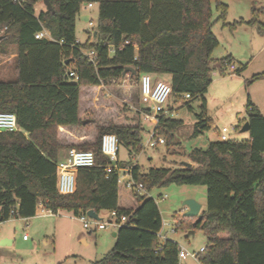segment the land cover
Returning <instances> with one entry per match:
<instances>
[{
    "label": "trees",
    "instance_id": "obj_1",
    "mask_svg": "<svg viewBox=\"0 0 264 264\" xmlns=\"http://www.w3.org/2000/svg\"><path fill=\"white\" fill-rule=\"evenodd\" d=\"M0 0V52L12 57L13 79L0 77V113L15 115L17 131L0 132V222L11 217L36 215L38 203L74 216L93 209L115 211L125 222L114 231L112 248L91 264H178L180 246L161 239L157 233L162 219L156 201L146 193L133 192L118 178L116 170L100 151L104 133H113L118 150L128 155L142 150V113L124 122L81 115L82 89L99 90L120 84L125 77L134 83L142 74H168L171 95L199 98L198 121L193 135L209 129L204 97L212 82L213 52L219 41L213 25L234 29L237 25L256 26L264 35L260 9L251 7L248 20L226 21L228 5L223 0ZM43 8L36 11V4ZM96 3V37L80 44L75 23L81 4ZM46 30L51 39L35 38ZM112 49V51H110ZM94 53V61L87 55ZM221 75L231 56L219 60ZM245 64H238L239 75ZM131 67L134 72H123ZM72 71L74 76H69ZM264 79V72L251 76L248 83ZM189 97L185 98L184 95ZM90 102H92L90 100ZM91 104V103H90ZM189 105L188 102L184 103ZM249 138L210 141L206 149L194 148L188 154L190 166L151 167L146 173L138 165L131 175L146 192L157 185H203L206 207L195 217L177 221L174 231L199 228L206 237L197 253L201 264H264V115L247 98ZM180 120L158 115V136H167ZM90 150L94 164L74 173L72 193L57 189L59 149ZM132 195L134 207H121L118 190Z\"/></svg>",
    "mask_w": 264,
    "mask_h": 264
},
{
    "label": "rangeland",
    "instance_id": "obj_2",
    "mask_svg": "<svg viewBox=\"0 0 264 264\" xmlns=\"http://www.w3.org/2000/svg\"><path fill=\"white\" fill-rule=\"evenodd\" d=\"M223 1L228 5L226 21L233 22L240 17L250 19L252 5L262 11L256 18L264 19V0ZM91 4V8H87V4H81L79 8L75 36L80 44L87 40L90 43L94 41L92 31L96 27L98 5ZM43 7L39 2L35 9L38 11ZM80 15L89 16L90 23L81 20ZM220 26L221 22H218L212 28L220 43L213 52L212 82L204 95L209 129L193 135L197 115L201 110L199 98L183 99L182 96L171 95L165 104L167 113L164 115L166 118L180 120L181 124L171 132L170 141L167 143V136L163 135L164 144L145 146V131L142 133L144 147L140 152L129 156L123 146L119 147L120 162L136 163L141 173H146L151 167H179L190 163L188 154L192 149H206L210 141L219 140V131L223 127L228 128L229 140L249 138V131H241L243 120L247 117V98L256 101L264 112V79L248 83L252 75L264 72V35L258 33L256 26L247 24L237 25L234 29L222 27V32ZM225 49L235 53L238 64L246 65L239 75L230 73L227 68L224 75L219 73V59ZM12 57L10 53L4 55L0 52V77L3 80L14 78ZM160 75L158 80L169 81L168 74ZM186 102L188 106L184 104ZM145 107L140 102L139 81L132 83L128 77L120 84L102 86L99 92L89 88L81 92V115L90 120L124 122L127 117L136 118V111ZM141 122L146 130L150 129V124L144 120ZM146 194L156 201L162 222L165 223L162 233L166 239L175 241L188 252H198L205 246L206 237L199 228L193 232L187 228L170 231L177 221L184 218L186 207L183 202L186 199H193L201 205L199 213L205 210V186L167 183L152 187ZM160 196L165 197L161 199ZM107 215L106 211H101L100 217L106 219ZM88 232L77 217L65 210H58L56 214L36 215L28 220L11 217L0 222V264H91V261L102 258L112 248L114 237L109 227ZM23 235H26L27 241L23 240ZM81 238H85V242ZM4 239L11 240V243L2 245ZM183 264L201 263L188 257Z\"/></svg>",
    "mask_w": 264,
    "mask_h": 264
},
{
    "label": "built area",
    "instance_id": "obj_3",
    "mask_svg": "<svg viewBox=\"0 0 264 264\" xmlns=\"http://www.w3.org/2000/svg\"><path fill=\"white\" fill-rule=\"evenodd\" d=\"M91 3L87 4V8H91ZM46 37L51 39L49 33L46 30L39 31L35 34V38ZM112 51V49H110ZM89 59L94 61V53L92 51L87 53ZM225 68L229 70L230 73L234 72L236 66L234 63H226ZM69 76H74L72 71L69 72ZM139 91H140V102L145 104L149 109V113H142V119L150 124L151 127L147 132V138L145 141V146L156 147L158 145L164 144V139L157 135L156 125L158 123V115H164L167 113L165 104L168 102L171 96V87L167 82L161 80H153L150 74H142L139 79ZM185 98L189 95L185 94ZM18 125L16 123L15 115L12 113L1 112L0 113V132L5 131H17ZM228 128L223 127L219 131V140L226 141ZM142 143V148H143ZM100 151L108 158L110 164L106 167L105 171L110 172L111 170H116L118 174L119 181L128 189L137 193H146L144 186L137 182L131 175L132 166L121 167L117 166L118 162V140L113 133H104L100 139ZM94 164V155L90 150H80L75 148H68L67 154L63 160L57 162L58 169V179H57V189L60 193L69 194L74 190V173L80 168H90ZM165 196H160L163 199ZM108 216L106 219H93L90 218L87 213H81L77 219L81 222L82 227L88 231L103 230L106 228L116 229L120 227L125 222V216H117L115 211L107 212ZM44 214H56L51 210L46 209L40 202L37 205L36 215ZM35 215V216H36ZM162 222L161 228L157 235L161 239H165V235L162 233V228L164 226ZM170 231H174L171 228ZM23 239H27L26 235H23ZM203 247L199 249L198 252L202 251ZM198 252H188L184 248L179 249L177 259L178 264H183V262L188 258L192 257L197 259ZM198 260V259H197Z\"/></svg>",
    "mask_w": 264,
    "mask_h": 264
},
{
    "label": "crops",
    "instance_id": "obj_4",
    "mask_svg": "<svg viewBox=\"0 0 264 264\" xmlns=\"http://www.w3.org/2000/svg\"><path fill=\"white\" fill-rule=\"evenodd\" d=\"M79 18L81 19V20H83L84 22H89L90 23V18H89V16H87V15H80L79 16ZM240 19H243V20H248V19H244L243 17H240ZM235 21V20H234ZM227 22H229V21H227ZM229 23H231V22H229ZM246 25V24H245ZM223 26H220V31L222 32V30H223V28H222ZM96 32V30H93L92 31V37H93V39H95V37H96V34H94ZM215 34V33H214ZM216 36V35H215ZM218 39V38H217ZM220 43V42H219ZM263 47H264V44H263ZM225 56H231V58L233 59V63H235V64H237L238 65V61H237V59H235V53L234 52H230V50L229 49H225L224 51H223V53H222V55H221V57H220V59L221 58H223V57H225ZM219 59V60H220ZM219 70H220V68H219ZM218 70V71H219ZM152 76V78H153V80H158L159 79V76H161L160 74H157V75H151ZM261 80V79H260ZM167 83L169 82V81H166ZM249 99V98H248ZM249 101L251 102V104H252V106H254V107H256L259 111H260V113L261 114H263L264 115V112L260 109V105H258V103H256V101L255 102H253V101H251L250 99H249ZM67 150L68 149H66V148H63V147H61L60 149H59V161L60 160H63L64 158H65V156H66V154H67ZM192 164V163H191ZM118 203H119V206H121V207H134L135 206V200H134V198H131V196H130V194H128L127 192H125L123 189H119L118 190ZM124 200H127L126 202L127 203H123L124 202ZM201 209V208H200ZM97 215L100 217L101 216V211L99 212V213H97ZM108 216V215H107ZM35 217V216H34ZM34 217H31V218H34ZM31 218H27V219H25V220H28V219H31ZM101 219H103L102 217H100ZM112 229V228H111ZM113 230V232H114V229H112ZM112 232V233H113ZM88 233H90V231L88 232ZM112 233H111V235H112ZM4 240H8V239H4ZM24 241H27V239H23ZM81 241L82 242H85V238H81ZM2 242H3V240H2ZM11 243V240H9V243L8 244H10ZM8 244H4V245H8ZM3 245V244H2Z\"/></svg>",
    "mask_w": 264,
    "mask_h": 264
},
{
    "label": "water",
    "instance_id": "obj_5",
    "mask_svg": "<svg viewBox=\"0 0 264 264\" xmlns=\"http://www.w3.org/2000/svg\"><path fill=\"white\" fill-rule=\"evenodd\" d=\"M46 8L48 10H51L52 11V7H51V4L49 3L48 0H43ZM96 34V32L94 33ZM134 72V70L131 68V67H126L124 72H123V75L126 74V72ZM241 131H249V124L248 122H245L241 128ZM185 165L187 166H190L191 163H184ZM184 206L186 207V212L183 214V216L185 217H196V221H200L201 220V217L202 215L199 213L200 211V208H201V205L199 203H197L195 200L193 199H186L184 202H183ZM87 215L90 217V218H93V219H96V220H99L100 217L97 215V213L93 210V209H90L88 210L87 212ZM192 232V231H190ZM112 236L115 237L116 236V232L114 231L112 233ZM9 243V240H3L2 244H8Z\"/></svg>",
    "mask_w": 264,
    "mask_h": 264
}]
</instances>
